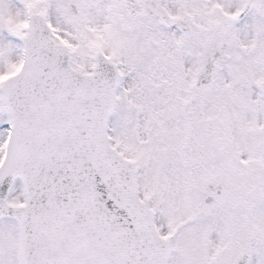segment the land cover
<instances>
[{
	"label": "snow or ice",
	"instance_id": "6c2138e0",
	"mask_svg": "<svg viewBox=\"0 0 264 264\" xmlns=\"http://www.w3.org/2000/svg\"><path fill=\"white\" fill-rule=\"evenodd\" d=\"M0 264H264V0H0Z\"/></svg>",
	"mask_w": 264,
	"mask_h": 264
}]
</instances>
